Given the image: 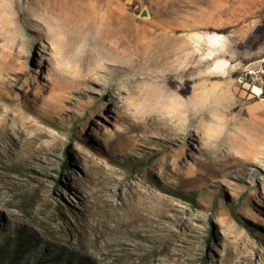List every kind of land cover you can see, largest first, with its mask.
I'll return each mask as SVG.
<instances>
[{
	"label": "rangeland",
	"instance_id": "rangeland-1",
	"mask_svg": "<svg viewBox=\"0 0 264 264\" xmlns=\"http://www.w3.org/2000/svg\"><path fill=\"white\" fill-rule=\"evenodd\" d=\"M0 264H264V0H0Z\"/></svg>",
	"mask_w": 264,
	"mask_h": 264
},
{
	"label": "trees",
	"instance_id": "trees-1",
	"mask_svg": "<svg viewBox=\"0 0 264 264\" xmlns=\"http://www.w3.org/2000/svg\"><path fill=\"white\" fill-rule=\"evenodd\" d=\"M61 178L58 177L57 180H56V183L60 182ZM15 243H16V250H20L23 245H24V241H23V238H22V235L21 233H19L17 236H16V239H15Z\"/></svg>",
	"mask_w": 264,
	"mask_h": 264
},
{
	"label": "bare ground",
	"instance_id": "bare-ground-1",
	"mask_svg": "<svg viewBox=\"0 0 264 264\" xmlns=\"http://www.w3.org/2000/svg\"><path fill=\"white\" fill-rule=\"evenodd\" d=\"M256 93H257V95H260V94H261V91H260V90H258Z\"/></svg>",
	"mask_w": 264,
	"mask_h": 264
}]
</instances>
